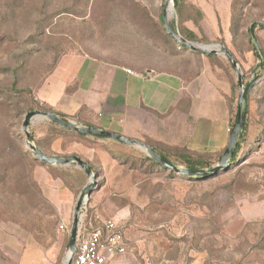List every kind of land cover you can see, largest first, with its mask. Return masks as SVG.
Returning <instances> with one entry per match:
<instances>
[{"label":"rangeland","instance_id":"374dc122","mask_svg":"<svg viewBox=\"0 0 264 264\" xmlns=\"http://www.w3.org/2000/svg\"><path fill=\"white\" fill-rule=\"evenodd\" d=\"M134 1L145 8L131 0H0V264H65L70 252L74 209L89 178L77 165L50 167L37 159L22 128L28 112L47 110L38 93L65 60L86 56L188 79L196 109L187 111L182 102L158 119L160 136L153 138L160 142L146 137V145L180 168H186L180 150L196 131L195 143L208 139L201 127L211 124L202 121L209 116L201 109L204 99L215 101L214 119L229 109L230 128L236 126L241 89L228 59L181 46L142 1ZM168 1L148 0L160 2L162 10ZM168 20L190 42L227 48L244 86L253 84L246 138L227 169L203 178L183 176L159 166L143 149L81 137L42 117L30 125L34 143L53 157L84 154L82 146L97 151L84 154L100 184L87 211L93 220L118 221L129 244L112 264H264V67L253 50L257 45L264 53V0H181ZM66 120L86 126L77 117ZM204 149L190 152L206 154L217 165L224 151ZM71 192L70 203L65 194Z\"/></svg>","mask_w":264,"mask_h":264},{"label":"crops","instance_id":"0c3cea01","mask_svg":"<svg viewBox=\"0 0 264 264\" xmlns=\"http://www.w3.org/2000/svg\"><path fill=\"white\" fill-rule=\"evenodd\" d=\"M139 1L149 8L154 17L164 16L166 8L162 10L160 2L150 4L148 0ZM171 11L172 9L169 8L168 14ZM207 71L205 69L204 73ZM190 85L189 80L179 74L152 70L142 72L133 67L78 56L62 62L38 94L47 107V110H43L45 112H52L66 118L77 117L86 126L117 133L146 144L149 143L146 137L160 142L161 139L153 138V135L160 136L158 119L170 116L182 102L186 104L187 111L191 108L196 109V102L191 97ZM201 95L205 97V89H202ZM219 100L216 103H222ZM214 102L212 97H209L208 101L204 99L201 108H207L209 112V116L203 117L202 121L208 120L211 124L201 125L205 128L202 132H206L208 139L203 144L195 143L196 131L193 139L186 142L188 150L197 151L201 146L205 148L204 150L208 149L209 153H220L226 150L231 136L230 113L228 109V114L224 117L217 111L214 119ZM217 122L221 123L219 131H216ZM169 134L172 135L173 132L169 131ZM82 147L86 155L93 157L97 154L93 148ZM153 147L158 150L156 146L152 145ZM52 150L60 153L55 147ZM84 154H77V157L86 162L89 161ZM47 155L51 154L47 153ZM108 158L113 162L117 161L109 153ZM87 163L93 168L90 162ZM92 170L94 171V168ZM65 196L70 203L73 202L72 192ZM62 200L63 196L61 197L60 194L56 196V201L60 204ZM67 217L68 212L64 211V219L67 220ZM63 225L65 229L62 232H65L67 225L65 223Z\"/></svg>","mask_w":264,"mask_h":264},{"label":"water","instance_id":"95a60500","mask_svg":"<svg viewBox=\"0 0 264 264\" xmlns=\"http://www.w3.org/2000/svg\"><path fill=\"white\" fill-rule=\"evenodd\" d=\"M177 0H169L166 4V9L164 11V16H163V23L164 26L170 35V37L180 44L183 47H188L194 51L200 52L202 54L206 55H224L228 61L232 64L234 69L236 70L237 77H238V83L241 89L240 92V99L238 103V116H237V122L236 126L230 136L228 146L223 153L220 162L213 166L209 170H194V169H189V168H180L164 158H162L160 155H158L154 149L151 146L146 145L143 142L137 141V140H131L128 139L120 134L113 133L110 131H106L103 129H99L96 127H90V126H82L78 125L74 122H71L69 120L63 119L60 116L56 115L55 113L52 112H45V111H31L28 112L25 116L24 122L22 124L23 131L26 135V142L30 147L31 152L34 154V156L42 161L43 163L51 166H70V165H77L79 166L84 173L87 175L89 178V182L84 186L74 209V214H73V220H72V226H71V232H70V252L68 254V257L66 259L65 264H71L74 253L76 250V240H77V234H78V229H79V224H80V212L82 206L87 203L89 197L92 195V193L99 188V175L96 174L91 166L82 160L81 158L77 156L73 157H51L43 154L35 145L34 143V137L30 132V125L33 119L37 117H42L53 124H56L58 126L64 127L70 131H73L77 134L80 135H91V136H97V137H103L105 139H110L114 140L116 142H119L123 145L126 146H135L140 149H143L147 151L148 156L159 166L173 171L177 174L183 175V176H190L194 178H203L206 176H212L216 173H218L221 170L227 169L230 166V160L234 154V151L237 148V145L239 143L240 137L242 136V133L245 128V123H246V100H247V94H248V88L249 86H244V81H243V74L241 71V67L239 63L237 62L236 58L234 55L225 47H220V46H213V45H201L197 44L194 42L188 41L186 38H184L182 35L178 33V31H175L168 20V12H169V5H172V10H173V5L176 3ZM254 33V25L251 27V34Z\"/></svg>","mask_w":264,"mask_h":264},{"label":"built area","instance_id":"2783aa9c","mask_svg":"<svg viewBox=\"0 0 264 264\" xmlns=\"http://www.w3.org/2000/svg\"><path fill=\"white\" fill-rule=\"evenodd\" d=\"M65 229L63 224L59 230ZM128 239L116 220H93L85 203L80 212L76 250L71 264H111L128 253Z\"/></svg>","mask_w":264,"mask_h":264},{"label":"trees","instance_id":"16d2710c","mask_svg":"<svg viewBox=\"0 0 264 264\" xmlns=\"http://www.w3.org/2000/svg\"><path fill=\"white\" fill-rule=\"evenodd\" d=\"M132 2H134L135 4H137L138 6H143L144 8H145V6L144 5H142L141 3H139V2H135L134 0H131ZM180 1L181 0H177L176 1V3H175V5H176V7L178 8V10H179V8H180ZM141 4V5H140ZM182 13H181V11H180V15H181ZM159 20H161L162 22H163V17L161 16L160 18H159ZM170 25H171V27L175 30V25L173 24V23H170ZM262 28L264 29V25H262ZM191 35H193V34H191ZM186 39L187 40H192V39H190V38H187L186 37ZM253 50H254V53H255V55L258 57V58H260L261 59V63H260V66L263 68L264 67V53L262 52V51H260L259 50V47L257 46V45H254L253 46ZM207 57L208 58H215V55H207ZM262 75H258L257 77L259 78V77H261ZM248 86H249V88H251L252 86H253V84L252 83H249L248 84ZM247 112H249V109L247 108ZM61 118H63V119H66V117L65 116H61ZM246 124V123H245ZM234 126L235 125H231V128H230V133L232 134V132H233V130H234ZM246 132H247V125H245V128H244V131H243V133H242V136L240 137V140H239V143H238V145H237V148H236V150L234 151V154H233V161H235L236 159H237V156H238V153H239V151H240V149H241V146H242V143H243V141L245 140V138H246ZM80 135V134H79ZM81 137H89V136H91V135H80ZM91 137H95V138H98V139H105V138H103V137H97V136H91ZM39 149V148H38ZM153 149H154V151L158 154V155H160L162 158H164L165 160H167L168 162H170V163H172V164H174L171 160H170V158L166 155V154H164V153H162V152H160V151H158V150H156L154 147H153ZM40 150V149H39ZM41 151V150H40ZM181 151V153L179 154V159L181 160V163H183L185 166H186V168H189V169H194V170H208V169H211L212 167H213V164L211 163V161L208 159V158H206L207 156H206V154H198V155H193L191 152H190V150H188L187 148H184V149H181L180 150ZM225 152V151H224ZM43 153V152H42ZM27 154H30V153H27ZM222 157V155L220 156V158ZM114 158H116V157H114ZM117 159V158H116ZM152 161V160H151ZM175 165V164H174ZM50 167H53V166H51L50 165ZM93 169V168H92Z\"/></svg>","mask_w":264,"mask_h":264},{"label":"bare ground","instance_id":"6f19581e","mask_svg":"<svg viewBox=\"0 0 264 264\" xmlns=\"http://www.w3.org/2000/svg\"><path fill=\"white\" fill-rule=\"evenodd\" d=\"M169 8H170V9L172 8V5H171V4L169 5Z\"/></svg>","mask_w":264,"mask_h":264}]
</instances>
